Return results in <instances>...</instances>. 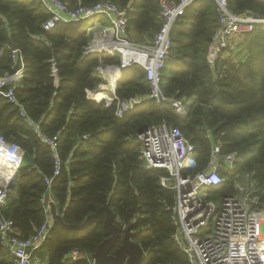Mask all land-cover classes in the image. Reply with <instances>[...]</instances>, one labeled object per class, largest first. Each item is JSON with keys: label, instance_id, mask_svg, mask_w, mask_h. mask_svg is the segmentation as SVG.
Wrapping results in <instances>:
<instances>
[{"label": "trees", "instance_id": "1", "mask_svg": "<svg viewBox=\"0 0 264 264\" xmlns=\"http://www.w3.org/2000/svg\"><path fill=\"white\" fill-rule=\"evenodd\" d=\"M62 1L74 8L98 0ZM110 1L125 11L131 40L145 43L153 38L160 27L159 0ZM228 4L235 13L264 17V0H228ZM216 7L215 0H194L171 30L161 85L167 97L185 100V114L178 115L169 101L157 104L150 99L117 116L115 103L105 105L87 95L101 82L96 68L118 64L119 58L84 54L86 20L61 22L45 30L42 24L49 13L40 0H0V76L17 67L14 45L26 69L14 95L42 133L24 122L18 104L0 96V134L25 152L16 182L18 196L7 199L3 215L26 238L45 220L40 199L47 189L56 202L50 209L53 224L34 251L33 257L42 263L35 264H86L105 238L102 225L93 222L73 229L63 223L79 224L103 205L114 212L118 226L132 225L131 238L145 251L140 264H189L173 239L175 192L160 184L167 171L147 168L136 143L142 130L162 122L179 127L194 144L197 165L192 173L205 167L215 144L222 154L236 152L232 168L220 164L225 181L208 189L209 198L235 193L236 183L246 179L264 190V25H257L243 40L240 55L246 77L215 78L207 50L217 26ZM115 93L122 100L149 94L144 69L135 64L122 68ZM54 136L52 149L45 139ZM54 153L60 161L57 175ZM48 177H53L49 185ZM260 204L264 209L263 193ZM75 252L86 257L73 258ZM0 264H13L1 244Z\"/></svg>", "mask_w": 264, "mask_h": 264}, {"label": "built area", "instance_id": "2", "mask_svg": "<svg viewBox=\"0 0 264 264\" xmlns=\"http://www.w3.org/2000/svg\"><path fill=\"white\" fill-rule=\"evenodd\" d=\"M40 1L49 13L42 24L43 29H52L61 22L93 18L91 23H87L88 42L84 54L119 58L118 64H101L97 67L105 83L99 87L102 79L95 88L89 89V98L96 102L103 101L105 105L115 103L117 116L150 99L157 104L169 101L178 115L185 114V100L167 97L161 79L172 45L171 30L194 0H159L160 27L153 38L145 43L129 38L126 13L113 1L98 0L91 5L74 8L62 0ZM215 2L217 26L208 45L207 61L215 78H225L222 71L226 66L222 65L219 69L218 60L239 38L251 33L257 25H264V17L249 12L235 13L229 8L228 0ZM12 52L13 63L17 67L0 76V96L18 104L24 122L42 136L38 123L27 116L14 95V88L20 83L26 69L20 51L13 48ZM133 64L144 69L150 93L143 97L119 99L115 90L121 69ZM109 70L116 71L114 79L108 78ZM52 71L55 73L56 69ZM100 94H104V97H100ZM56 139L57 136H54L45 140L54 149ZM136 143L140 145V158L147 168L167 171V175L160 177V184L175 192V204L171 207V218L176 226L173 239L186 254L189 264H264V209L260 204L262 189L257 182L246 179L243 183H236L235 193L218 199L209 198L208 189L220 186L225 181L218 171L220 164L232 168L236 152L222 154L219 144H215L205 167L192 173L197 165L195 146L179 127L166 122L148 127L138 134ZM24 154L19 144L0 134V244L12 257L13 264L39 262L33 257L34 251L42 245L53 224L54 216L50 209L56 203L50 189H47L40 199L46 213L45 220L35 233L26 238L21 237L14 229L13 222L4 217L2 209L11 185L17 182ZM54 156L53 174L57 175L60 161L56 153ZM213 157H216L215 161ZM52 178L45 179L47 185ZM201 189L202 194L199 192ZM166 209L170 207L166 206ZM72 257L86 256L83 252H75ZM86 264H94L93 258H87Z\"/></svg>", "mask_w": 264, "mask_h": 264}, {"label": "water", "instance_id": "3", "mask_svg": "<svg viewBox=\"0 0 264 264\" xmlns=\"http://www.w3.org/2000/svg\"><path fill=\"white\" fill-rule=\"evenodd\" d=\"M13 48H15L14 45H12ZM215 159L216 157L212 158L213 161ZM58 218L63 222L60 216ZM115 219L114 212L108 205H103L95 212L88 214L83 222L79 224H63L73 229L86 228L93 222H98L102 225L105 238L91 255L94 264H140L144 260L145 251L137 242L132 240V225H128L123 229L116 224ZM118 240L121 243L115 248Z\"/></svg>", "mask_w": 264, "mask_h": 264}, {"label": "crops", "instance_id": "4", "mask_svg": "<svg viewBox=\"0 0 264 264\" xmlns=\"http://www.w3.org/2000/svg\"><path fill=\"white\" fill-rule=\"evenodd\" d=\"M102 20L106 22L105 19ZM244 38H239V40L236 41L235 45L224 54H222V56L218 60V65L220 67L219 69H221L222 65L226 66V68L222 71V77L228 79H244L246 77V70L242 65L244 58H242V56L240 55V50L243 47ZM107 93L109 92L107 91ZM17 196L18 192L16 189V183H13L10 188L8 200L15 199L17 198ZM39 262L42 263L41 260Z\"/></svg>", "mask_w": 264, "mask_h": 264}, {"label": "rangeland", "instance_id": "5", "mask_svg": "<svg viewBox=\"0 0 264 264\" xmlns=\"http://www.w3.org/2000/svg\"><path fill=\"white\" fill-rule=\"evenodd\" d=\"M93 21V18H89V19H87L86 20V23H89V22H92ZM105 67V66H104ZM233 69V68H232ZM110 71V70H109ZM111 72V71H110ZM96 73L100 76V77H102L101 76V74L99 73V70H98V68H96ZM103 78H101V80H102ZM103 82H101L102 84L99 86V87H102V85L105 83V81H104V79L102 80ZM200 194H202L203 193V189H201L200 191ZM261 193H263V195H264V190H262V192ZM261 193H260V195H261Z\"/></svg>", "mask_w": 264, "mask_h": 264}, {"label": "bare ground", "instance_id": "6", "mask_svg": "<svg viewBox=\"0 0 264 264\" xmlns=\"http://www.w3.org/2000/svg\"><path fill=\"white\" fill-rule=\"evenodd\" d=\"M110 71H108V78L114 79V75H115L116 71H113V70H110ZM100 95H101L100 97H104V94H100Z\"/></svg>", "mask_w": 264, "mask_h": 264}]
</instances>
